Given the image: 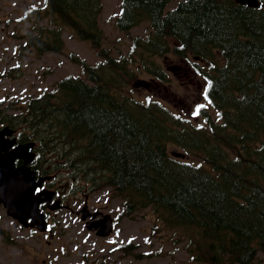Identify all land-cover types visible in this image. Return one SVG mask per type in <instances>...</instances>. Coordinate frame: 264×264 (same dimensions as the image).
Returning <instances> with one entry per match:
<instances>
[{
  "label": "trees",
  "instance_id": "obj_1",
  "mask_svg": "<svg viewBox=\"0 0 264 264\" xmlns=\"http://www.w3.org/2000/svg\"><path fill=\"white\" fill-rule=\"evenodd\" d=\"M170 1H122L116 26L128 31L147 20L152 31L133 37L129 56L119 57L102 46L101 0H45L44 9L30 11L48 23L33 25L24 47L59 52L71 28L102 59L90 65L71 54L86 79H59L22 113L44 150L54 148L74 171L85 163V174L102 172L122 198V215L151 208L171 227L195 229L187 244L193 260L256 264L264 252V10L183 0L166 11ZM170 51L198 56L191 61L205 74L208 105L193 120L123 90V77L137 69L165 79L155 58ZM170 145L199 159L176 156Z\"/></svg>",
  "mask_w": 264,
  "mask_h": 264
},
{
  "label": "rangeland",
  "instance_id": "obj_2",
  "mask_svg": "<svg viewBox=\"0 0 264 264\" xmlns=\"http://www.w3.org/2000/svg\"><path fill=\"white\" fill-rule=\"evenodd\" d=\"M121 1L102 0L99 15V25L104 33L103 46L115 57L121 54L129 56L132 38L136 35L145 37L152 31L147 21L129 31L116 27L115 19L119 15ZM44 4L45 0H0V110L5 109L6 115H18L22 120V133L31 137L33 131L26 122L29 115L21 112L25 103L52 91L55 83L65 76H83L80 65L71 60V53L91 65L102 59L90 41L77 39L67 28L63 34L65 46L59 52L40 54L34 48L24 47L25 33L33 25L48 23L46 17L40 18L30 12L44 9ZM133 57L135 61L130 60V64L134 62L136 67L142 64L139 55ZM191 60L200 62L191 55L181 58L173 51L157 56L155 62L166 72L165 79L153 76L145 69H137L131 76L123 77V90L141 100H161L177 114L193 120V113L198 107L208 103L205 74L196 71V64ZM10 69L14 72L12 76H7ZM169 148L171 152L184 153L186 159H199L186 154L183 148L174 145ZM46 152L49 163H52L54 148H47ZM67 164H70L67 159L57 157L54 170L57 173L67 172ZM78 166L75 171L70 167L73 176H77V184L71 183L74 190L70 197L76 200L55 211L57 215L52 219L56 225L55 237L48 233L33 235L8 216L0 204V264H211L193 260L187 249L189 235L197 239L195 229L171 227L151 208L141 209L129 216L122 215V198L104 184L103 176L99 177L102 172L95 171L97 177L87 180L84 175L78 174L83 164ZM85 209L96 216L109 213L114 218L111 234L101 237L94 230H88L86 220L82 219ZM255 263L264 264V252L258 254Z\"/></svg>",
  "mask_w": 264,
  "mask_h": 264
},
{
  "label": "water",
  "instance_id": "obj_3",
  "mask_svg": "<svg viewBox=\"0 0 264 264\" xmlns=\"http://www.w3.org/2000/svg\"><path fill=\"white\" fill-rule=\"evenodd\" d=\"M251 6L258 5L257 0H240ZM9 127L0 131V202L5 205L7 212L17 218L25 225H38L44 229L47 224L45 214L40 210V203L50 199V192L43 197L44 191L35 192L36 186H40V181H35V171L28 166L34 159V153L28 150L34 146V142L19 144L11 148L15 140H4L3 135L9 133ZM20 158L24 163L16 166V160ZM54 207L56 205H53ZM84 218L87 217L83 215ZM88 228H98L100 235H107L112 231V217L105 215L96 220L88 221Z\"/></svg>",
  "mask_w": 264,
  "mask_h": 264
},
{
  "label": "flooded vegetation",
  "instance_id": "obj_4",
  "mask_svg": "<svg viewBox=\"0 0 264 264\" xmlns=\"http://www.w3.org/2000/svg\"><path fill=\"white\" fill-rule=\"evenodd\" d=\"M258 8H260V10H264V0H260V5L258 6ZM10 126L13 129V132L10 133L9 135H5V138H9L10 140H15V144L12 147H15L17 144L23 142V136H22V125H21V120L19 119V117H17L15 119L14 122H11L10 120L6 119V115L4 114L3 110H0V129L2 127L5 126ZM22 163V160H17L16 164ZM28 165L36 172V179L39 178L40 175H47L46 179L44 180V182L42 183V189L47 190V189H51L54 190L55 193L53 194V198L54 199H59L61 200V203L63 206L65 205H70L73 204L72 198L69 199L70 197V193H72V189L69 188L68 184L66 189L63 190V181L64 178L61 179V175L60 172H52L53 169L51 168V166H49L47 164V162L42 161L41 159H39L38 157L35 159H33L32 162L28 163ZM49 172V173H48ZM68 200V201H67ZM86 213L92 214L91 212L87 211ZM56 216L57 214H55V212L49 211L48 216L50 217L51 215ZM95 216V214H93ZM98 216V215H97ZM96 216V217H97ZM53 227H56V225H52ZM50 227V225H49ZM30 233L34 234H39L40 232L38 230H36L35 228H31ZM55 229L54 228H50L48 233L52 236L55 237L54 235Z\"/></svg>",
  "mask_w": 264,
  "mask_h": 264
},
{
  "label": "snow or ice",
  "instance_id": "obj_5",
  "mask_svg": "<svg viewBox=\"0 0 264 264\" xmlns=\"http://www.w3.org/2000/svg\"><path fill=\"white\" fill-rule=\"evenodd\" d=\"M199 113V109H197L193 114L197 115Z\"/></svg>",
  "mask_w": 264,
  "mask_h": 264
}]
</instances>
